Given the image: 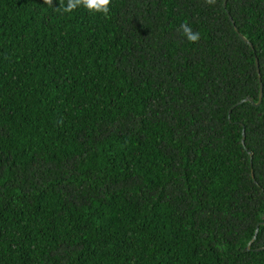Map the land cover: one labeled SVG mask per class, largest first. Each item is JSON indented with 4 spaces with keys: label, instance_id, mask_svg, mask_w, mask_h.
<instances>
[{
    "label": "trees",
    "instance_id": "obj_1",
    "mask_svg": "<svg viewBox=\"0 0 264 264\" xmlns=\"http://www.w3.org/2000/svg\"><path fill=\"white\" fill-rule=\"evenodd\" d=\"M224 2L0 0V264H264V0Z\"/></svg>",
    "mask_w": 264,
    "mask_h": 264
},
{
    "label": "clouds",
    "instance_id": "obj_2",
    "mask_svg": "<svg viewBox=\"0 0 264 264\" xmlns=\"http://www.w3.org/2000/svg\"><path fill=\"white\" fill-rule=\"evenodd\" d=\"M44 3L49 7H53L58 12H72L78 6H82L90 13H102L107 16L110 13L111 0H68L67 5L61 0L60 6L53 5V0H44ZM208 5H214L216 0H205ZM181 34L191 43H197L200 39V33L193 31L187 24L181 25Z\"/></svg>",
    "mask_w": 264,
    "mask_h": 264
},
{
    "label": "water",
    "instance_id": "obj_3",
    "mask_svg": "<svg viewBox=\"0 0 264 264\" xmlns=\"http://www.w3.org/2000/svg\"><path fill=\"white\" fill-rule=\"evenodd\" d=\"M224 5L227 6V0H225ZM230 17L232 18L231 15H230ZM232 19H233V18H232ZM236 30H237V32H239V29H238V28H236ZM239 34H240V37H241L245 42H247L248 44H250V46L253 47V44H252V43H251V42H250V41H249L244 35H242L240 32H239ZM256 63H257V67H258V73H259V76H260V79H261V71H260L259 60H258V59H256ZM262 98H263V84L261 83V86H260V99H259L258 102H255L254 99H253L252 97L248 96V97H246L245 99H242L241 101H239V102H238L237 104H235L233 107H235V106H237V105H239V104H241V103H243V102H245V101H250V102L254 103L256 106H259V105L261 104V102H262ZM231 110H232V109H230V111H231ZM242 141H243V144H245V133L243 134ZM252 176H253V177L255 176L253 172H252ZM257 233H258V229L256 230V233H255L254 237L252 238V240L249 242V244H248V246H247V248H246L247 250H250V249H251V246H252L253 242H254L255 239H256ZM259 249H264V247L259 248Z\"/></svg>",
    "mask_w": 264,
    "mask_h": 264
}]
</instances>
